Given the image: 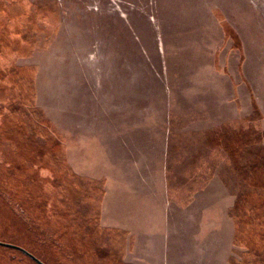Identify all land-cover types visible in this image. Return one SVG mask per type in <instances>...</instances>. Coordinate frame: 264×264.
<instances>
[{
	"label": "rangeland",
	"instance_id": "obj_1",
	"mask_svg": "<svg viewBox=\"0 0 264 264\" xmlns=\"http://www.w3.org/2000/svg\"><path fill=\"white\" fill-rule=\"evenodd\" d=\"M80 69L110 88L109 108L125 92L126 123L107 110L96 127L127 125L123 161L146 177L165 168L170 199L193 198L178 250L191 245L192 264H264V0H0V241L46 264H150L126 261V232L105 226L103 181L71 170L56 121ZM218 197L224 211L206 206ZM218 217L232 223L226 247L206 236ZM0 264L36 263L0 246Z\"/></svg>",
	"mask_w": 264,
	"mask_h": 264
},
{
	"label": "crops",
	"instance_id": "obj_2",
	"mask_svg": "<svg viewBox=\"0 0 264 264\" xmlns=\"http://www.w3.org/2000/svg\"><path fill=\"white\" fill-rule=\"evenodd\" d=\"M62 73L61 78L65 76V70ZM89 78L85 70L81 69L77 76L67 77L68 83L63 92L69 100V107L64 105L63 109L60 106L65 122L56 121L58 131L67 143L66 155L71 170L94 181H103L102 220L106 227L126 232L129 239L127 253L133 254V258L126 261L132 262L135 258L144 261L145 254H148L147 262L150 264H192L193 248L189 245L178 250L176 232L184 224V237L192 239L193 198H189V203L179 205L170 199L165 168L159 167L156 171L148 172L153 175L146 177L145 169L140 170V167L129 166L123 161L129 149L127 125L123 124L121 129L111 128L110 133L105 128L103 136L96 127L100 112L103 111V121L108 120L107 110L115 113L120 110L124 116L121 122L126 123L123 120L127 118L129 109L126 95L123 96L125 92L120 91V102L116 103L115 109H111L108 107L110 88L105 86L99 89ZM57 87L64 88V85L57 82ZM61 92L62 89L60 97ZM42 107L47 113L53 109L50 105ZM217 199H212L206 206L215 207L221 202L224 211L226 199ZM208 208H202L200 221H207ZM207 225L208 222L204 227ZM231 225V222L225 223L220 217L212 219L210 228H213L209 232L207 229L206 236L213 233V236L223 239L228 231L225 227ZM229 252L226 248L218 250L222 255L220 258L218 256V261L225 262Z\"/></svg>",
	"mask_w": 264,
	"mask_h": 264
},
{
	"label": "water",
	"instance_id": "obj_3",
	"mask_svg": "<svg viewBox=\"0 0 264 264\" xmlns=\"http://www.w3.org/2000/svg\"><path fill=\"white\" fill-rule=\"evenodd\" d=\"M0 246H5V247H9V248H13L16 250L21 251L22 253H24L25 255H27L28 257H30L32 260H34L36 263L38 264H46L44 261H42L40 258H38L35 254H33L32 252H30L28 249L14 244V243H9V242H3L0 241Z\"/></svg>",
	"mask_w": 264,
	"mask_h": 264
},
{
	"label": "trees",
	"instance_id": "obj_4",
	"mask_svg": "<svg viewBox=\"0 0 264 264\" xmlns=\"http://www.w3.org/2000/svg\"><path fill=\"white\" fill-rule=\"evenodd\" d=\"M263 176H264V174H263ZM262 178V177H261ZM21 246V245H20ZM10 249H12V248H10ZM27 249V248H26ZM13 250H16V249H13ZM16 251H18V252H21V251H19V250H16ZM30 252H32L31 250H29ZM22 253V252H21ZM33 253V252H32ZM24 254V253H23ZM34 254V253H33ZM25 255V254H24ZM36 255V254H35ZM27 256V255H26ZM37 256V255H36ZM28 257V256H27ZM38 257V256H37ZM29 259H31L30 257H28ZM40 258V257H39ZM41 259V258H40ZM32 260V259H31ZM33 262H35L34 260H32ZM45 262V261H44ZM36 263V262H35ZM46 263V262H45ZM36 264H38V263H36Z\"/></svg>",
	"mask_w": 264,
	"mask_h": 264
},
{
	"label": "flooded vegetation",
	"instance_id": "obj_5",
	"mask_svg": "<svg viewBox=\"0 0 264 264\" xmlns=\"http://www.w3.org/2000/svg\"><path fill=\"white\" fill-rule=\"evenodd\" d=\"M73 172V171H72ZM23 247V246H22ZM25 248V247H24ZM39 258V257H38ZM42 260V259H41ZM43 261V260H42Z\"/></svg>",
	"mask_w": 264,
	"mask_h": 264
}]
</instances>
